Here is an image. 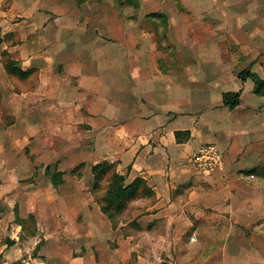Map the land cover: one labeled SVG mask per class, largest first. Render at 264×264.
Masks as SVG:
<instances>
[{"label": "crops", "instance_id": "0c3cea01", "mask_svg": "<svg viewBox=\"0 0 264 264\" xmlns=\"http://www.w3.org/2000/svg\"><path fill=\"white\" fill-rule=\"evenodd\" d=\"M204 3L137 0L129 18L116 0H0V132L24 136L30 151L15 158L6 147L0 156V264H47L51 252L33 257L43 243L55 247L57 263L76 243L68 228L77 215L88 230L98 232L97 221L116 234L90 192L91 168L101 162L153 193L136 220L141 231L162 232L150 245L193 249L182 253L186 264H264V96L238 77L249 69L264 80V51L240 26L241 46L220 45L223 33L211 26L200 32L203 19L241 22L220 14L219 3L206 16ZM152 14L165 21L163 47ZM258 35L264 40V30ZM3 56L24 77L8 74ZM228 93L239 94L233 109L223 105ZM205 144L223 161L208 177L191 164ZM35 151L41 159L31 162ZM47 169L61 174L59 184Z\"/></svg>", "mask_w": 264, "mask_h": 264}, {"label": "rangeland", "instance_id": "374dc122", "mask_svg": "<svg viewBox=\"0 0 264 264\" xmlns=\"http://www.w3.org/2000/svg\"><path fill=\"white\" fill-rule=\"evenodd\" d=\"M119 1L123 4L120 5ZM217 1V4L215 2ZM205 0L203 4L205 7L206 16L214 14L216 8H218V3L220 4L217 10L220 14L237 18L240 23H213L207 22L206 19H203L201 25H196L200 32L205 30H210L209 26L216 28L218 31L222 32L223 35L218 39L219 44L222 46L233 47L235 43L239 44V46L243 45L241 38H239V30H243L245 32L256 33L253 41L258 47L263 49L264 51V40L259 39V34H263V16L262 12L264 11L263 1L262 0ZM120 5V6H119ZM134 0H116V6L118 7V11L122 15H126L129 18L134 13ZM159 9V8H157ZM246 18V19H245ZM244 20V22H242ZM238 21V22H239ZM239 24V25H238ZM156 26V27H155ZM154 26L155 36L154 41L157 43L159 47H163L164 44V33H165V21L163 18H157L156 24ZM238 26H240L238 28ZM238 28V31L235 30ZM205 29V30H204ZM241 37V36H240ZM200 46L211 47V42L204 37H201ZM250 41L248 45H251ZM241 61V60H240ZM240 63V66L242 65ZM0 125L4 122V117L6 113L5 107L0 106ZM5 135L0 132V143L6 142L5 139L11 140L8 146L0 147V156L7 153L9 150L6 147H9L13 153L15 158H25L29 159L30 151L28 150L26 153L23 152V143H25L24 136L17 135H9L7 138H4ZM34 139L38 140V136H31L30 142H36ZM46 139V138H44ZM49 145L54 147V137L49 136ZM27 141V142H28ZM23 152V156L22 153ZM40 158V155H37V152L32 154L31 162H37ZM111 164V163H109ZM43 164L40 166L42 167ZM41 167H37L35 170L36 175L41 170ZM111 177V173L103 175V180L101 181V190H98L97 196L103 200L105 195V191L110 185L109 178ZM43 182H41V186L44 188L47 185V181L43 177ZM91 175L90 173L85 175V180L90 181ZM86 184H83V186ZM86 195L88 196L87 192ZM103 196V197H102ZM99 199V200H100ZM153 202V198H134L127 204L126 208L120 213L113 215V220L111 221V227L115 233H110L109 231L103 229L102 226L98 224L97 221L92 223L95 224V227L101 228L98 232L95 230H88L92 228L90 225L91 222L86 220L84 215H77L74 217L76 220L72 225L73 229L68 231L70 235H76L75 240L76 243H71L68 241L67 246L63 247L64 251L62 252V258L59 261L54 262V246L50 247V244L44 246L43 250L33 252V257H40V254H44V251L51 252L49 254L48 259L50 262L47 264H186L183 262L182 258H184L182 253L185 251V254H191L193 249L189 250L184 247H160V246H152L150 243H153L151 237L155 238L162 232L155 230L154 228H147L149 231H141L138 228V224L136 220L140 217V213H145V209ZM134 210H136L134 212ZM136 213H139V216H136ZM94 220V219H92ZM88 223V224H87ZM90 228H89V227ZM117 229V230H116ZM168 232H164L162 235H166ZM131 236L132 239H126V237ZM123 237V239H122ZM30 249V246H29ZM25 253V257L23 255V259H26L28 255H32V251H27ZM196 254V253H195ZM42 258V257H41ZM43 259V258H42ZM194 264V263H188Z\"/></svg>", "mask_w": 264, "mask_h": 264}, {"label": "trees", "instance_id": "16d2710c", "mask_svg": "<svg viewBox=\"0 0 264 264\" xmlns=\"http://www.w3.org/2000/svg\"><path fill=\"white\" fill-rule=\"evenodd\" d=\"M135 1L134 11L137 10V0ZM120 5H123L119 1ZM119 5V6H120ZM149 17H160L157 14H152ZM161 18V17H160ZM165 42V37H164ZM5 55V54H4ZM3 65L5 70L10 75H17L19 77H24V73L18 71L15 68V63L12 62L7 56H3ZM238 77L241 81H245L246 79H250L253 83V94L256 96H264V80L260 79L256 74L252 73L249 69L241 71L238 74ZM239 94H224L223 95V105L229 109H233L238 105ZM178 135V134H176ZM81 169V167L77 168ZM80 175L79 172H76V169L73 171ZM91 173L93 176V181L91 185V194L93 196L94 201L99 205L100 211L102 214L109 220L110 224L113 220V215L120 213L123 211L129 201L134 198H153V193L150 188L146 184V182L142 179H135L129 184L125 183V178L120 176L115 171V164H109L107 162H101L99 164L94 165L91 168ZM111 173V177L109 178L110 185L105 191V195L103 200L97 196L98 190H101V181L103 180V175ZM46 175L50 177V180L54 185L59 184L61 182V174L58 172H49L48 169L46 171ZM100 199V200H99ZM1 212V208H0ZM32 221V218H30Z\"/></svg>", "mask_w": 264, "mask_h": 264}, {"label": "built area", "instance_id": "2783aa9c", "mask_svg": "<svg viewBox=\"0 0 264 264\" xmlns=\"http://www.w3.org/2000/svg\"><path fill=\"white\" fill-rule=\"evenodd\" d=\"M191 164L199 175L208 177L222 169V155L214 144H205L192 156ZM247 179H253V176L249 175ZM195 241L196 236L192 234L189 237V242Z\"/></svg>", "mask_w": 264, "mask_h": 264}]
</instances>
